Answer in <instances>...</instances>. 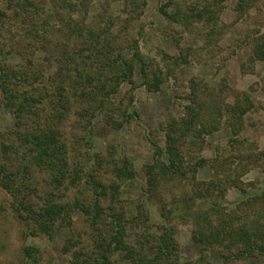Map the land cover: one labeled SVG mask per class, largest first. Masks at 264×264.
<instances>
[{"label": "rangeland", "instance_id": "1", "mask_svg": "<svg viewBox=\"0 0 264 264\" xmlns=\"http://www.w3.org/2000/svg\"><path fill=\"white\" fill-rule=\"evenodd\" d=\"M13 1L10 3L13 4ZM31 1L38 9V15L33 20L34 27L32 29L27 22H18L23 28L10 27L12 32L0 37V49L4 51L0 54V64L14 69L30 68L36 79H29L28 82L35 80L34 85L49 86L56 79L61 64L55 58L58 53L52 46L54 42L62 45L59 50L63 48L65 52L73 53L86 40L73 33L78 26L83 31L90 29L102 33L104 40L101 45H106V41L111 44L104 49L110 47V50H116L118 46L122 52L129 54L128 57L131 45L137 42L144 65L136 64L137 71L132 78L134 83H124L112 94V105L107 112L116 122L122 123L121 128L107 125L105 115L99 111L93 112L91 125H86L89 116L80 117L78 105L61 123L69 169L80 167L83 173L89 171L108 186L114 180L110 163L115 161L120 164L125 159L134 170L135 178L118 181L119 193L110 202L102 203L104 209L110 206L124 211V222L130 233L128 242L135 248L140 246L143 253L150 255L149 250L157 245L155 240L165 230L168 233V229H173L178 263L195 261L200 256V246L191 239V221L179 215L185 211V199L201 187V182L213 178V161L217 160V165L226 159L233 162L229 169L220 167L223 178L232 179L227 180L223 197L214 193L204 200L194 198V209L200 203L201 209L214 206L230 212L248 197L258 196L264 190V63L253 60L255 41L264 36V0H255L242 13L237 10L239 0ZM7 6V0H0L1 8L6 9ZM204 8L211 13H205ZM8 12L11 14V11ZM27 27L32 32H25ZM16 45H19L23 55L6 53ZM155 78L159 80L157 89L148 85ZM243 94L247 95L248 108L242 117L238 136L233 135L228 124L231 116L224 111L218 121L205 125L209 131L201 133L202 139L195 140V144L187 145L186 142L190 158L205 160L195 174L196 182L180 177L149 184L143 168L156 162L154 144L165 151L171 119L184 116L185 106L191 105L195 111L201 109L202 113H208L218 102L233 105L242 101ZM126 119L129 120L127 123L124 122ZM14 122V116L0 105V133L11 132ZM233 139H238L241 144L233 142ZM183 150L185 152V147ZM93 154L101 160L95 163ZM252 154L258 156L252 158ZM166 156L164 154L163 158ZM239 159L242 162L240 167L235 164ZM237 167L239 176L236 175V178L233 171ZM33 171L39 194L53 189L46 186L42 173ZM54 196L57 202L69 205L80 194L78 189L66 185L54 190ZM9 201L10 198L5 197L0 189V264H24L22 248L28 244L40 249L45 264H69L62 254V246L65 238L72 235L85 238L83 234L89 229L82 214L73 213L70 230L64 229L54 240L43 237L26 239L21 234L22 226L12 215ZM140 204L149 215V227L141 217L136 216V207ZM175 205L181 210L169 223L168 217L165 218V209ZM87 241H83V247L89 246ZM212 252L208 255L211 260L221 263V256L215 248ZM111 259L114 264H122V260L115 255Z\"/></svg>", "mask_w": 264, "mask_h": 264}, {"label": "trees", "instance_id": "2", "mask_svg": "<svg viewBox=\"0 0 264 264\" xmlns=\"http://www.w3.org/2000/svg\"><path fill=\"white\" fill-rule=\"evenodd\" d=\"M11 1L13 0H7L6 9L0 7V37L12 32L10 27L23 28L18 22H27L33 29L34 17L38 15V9L31 0H17L13 4ZM252 3L255 0H239L237 10L242 13ZM7 11H11V14ZM203 11L211 13L208 8ZM25 32L30 33L32 30L27 27ZM73 33L86 40L73 53L65 52L63 48L59 50L62 45L54 42L52 46L58 53L55 58L61 67L56 79L49 86L40 83L34 85L35 80L28 82L29 79H36L30 68L14 69L0 64V105L15 118L14 129L8 134L0 133V189L5 197L10 198L12 215L22 226L21 234L26 239L43 237L49 241L54 240L64 229L70 230L71 218L75 213L82 214L89 229L83 234L85 238L79 239L72 235L65 238L62 246V254L67 257L69 264H114L111 259L114 255L122 260V264H179L177 247L172 237L175 230L168 229V233L165 230L155 240L157 245L149 250L151 254L147 255L141 251L140 246L135 248L128 242L130 233L124 222V211H117L110 206L104 209L102 203L110 202L119 193L117 182L135 178L134 170L125 159L120 164L115 161L110 163L114 180L108 186L89 171L83 173L80 167L69 169L67 145L60 130L61 123L68 118L72 108L78 105L79 116H89L86 125H91L89 123L93 112L99 111L105 115L107 125L121 128L122 123L116 122L107 114L112 105V94L122 84L134 83L132 78L137 71L136 64L144 65L137 42L131 45V54L128 57L129 54L122 52L118 46L116 50H110L109 41L105 43L110 47L104 49L106 45H101L104 40L102 33L90 29L83 31L79 26ZM19 45L11 47V51L6 53L23 55ZM3 52L0 49V54ZM253 60L264 63V36L255 41ZM140 70L144 73L142 68ZM148 85L157 89L159 80L155 78ZM243 97L242 101L233 105L216 103L215 108L208 113L203 111L210 115L208 117L201 109L195 111L193 106H185L184 116L169 121L165 151L154 144L156 162L143 168L149 184L180 177L196 182L195 174L198 168L203 167L205 160L198 157L191 159L187 145L195 144V140L201 138L202 132L207 133L209 130L205 129V125L218 121L224 111L229 112L231 119L228 124L233 135L238 136L242 128V117L248 108L247 95L243 94ZM128 121L126 119L124 122ZM87 130L91 131L90 128ZM234 141L241 144L238 139H233ZM164 154L167 155L165 159ZM251 156L254 158L258 155ZM237 157L240 158V155ZM92 158L95 163L101 160L96 154ZM216 162L214 160L212 163L215 172L213 178L200 183L201 187L185 199V211L180 212V218L185 216V219L191 221V239L200 246V256L195 261H185L182 264H218L208 256L213 253L214 248L221 256L219 264L235 261L260 264L264 261V190L258 196L248 197L236 210L230 212L214 206L201 209L200 203L196 205V209L192 207L196 197L204 200L214 193L224 196L227 180L232 178H223L220 167L229 169L234 164L227 159L220 162L221 165ZM235 164L240 167L241 159ZM238 167L233 171V177L239 176ZM33 170L42 173L46 186L53 189L44 190L43 195L39 194ZM66 185L78 189L80 194L69 205L57 202L54 196V190ZM165 210V218L168 217L170 223L181 208L175 205ZM135 213L149 227V215L142 204L136 207ZM86 240L89 246L83 247V241ZM138 240L139 238L136 239L137 243ZM22 254L24 264H45L40 249L34 244L25 245Z\"/></svg>", "mask_w": 264, "mask_h": 264}]
</instances>
